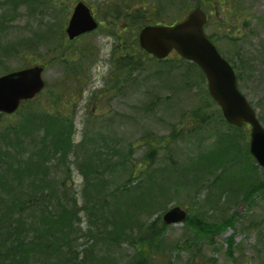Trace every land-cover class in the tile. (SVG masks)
<instances>
[{
    "label": "rangeland",
    "instance_id": "rangeland-1",
    "mask_svg": "<svg viewBox=\"0 0 264 264\" xmlns=\"http://www.w3.org/2000/svg\"><path fill=\"white\" fill-rule=\"evenodd\" d=\"M17 1L16 14L7 16L5 28H0V48L10 49L7 57L0 58V76L23 68L42 67L46 87L36 102L52 115L68 120L72 142L78 144L86 130L98 139H107L120 153L114 149L111 158L114 166L120 165L117 170L122 174L119 173L118 183L131 191L153 178L160 186L143 205L139 199L137 208H128L131 215L127 219L128 231L135 245L109 246L99 239L87 240L91 236L84 223L86 214L81 213L84 180L76 169L71 172L72 181H67V187H72L80 197L77 206L80 218L75 220L81 238L77 241L82 240V247L77 249L79 261H84L83 264H97L100 260L105 264H264V189L255 192L244 190L240 181L233 185L222 182L224 188L214 191L210 200L205 197V191L200 197L172 189V183L180 179L181 168L199 160L218 131L225 136L234 135L237 140H242L246 133L249 143V128L247 131L245 126L234 128L224 121L208 93L203 73L192 69L191 63L173 53L167 62L160 64L140 49L138 35L145 25L143 21L116 19L125 9L123 16L147 7L144 14L156 11L159 18L150 12L145 23L155 25L163 20L171 25L200 7L210 16L205 33L223 54L233 48L232 39L245 35L244 47H249L252 55L258 57V50L264 51V0ZM3 2L11 9L8 0ZM80 2L92 10L100 24L96 31L70 42L65 29ZM225 16L227 23L222 24ZM245 24L249 27L245 28ZM120 58H125L126 65L135 64L120 72L117 61ZM256 63L253 75L241 89L264 127V64L259 60ZM203 104L208 106L207 113L213 123L191 136L187 132L195 126L190 113ZM7 118L0 123L14 122L17 116ZM173 131L184 132L186 136L172 138ZM151 150L153 162L147 165ZM127 158L129 163L125 161ZM251 158L246 156L245 161L264 172ZM131 162L135 165L133 175L124 169ZM152 164L155 170L148 177L147 169ZM105 167L101 166L99 174L107 175ZM258 171L256 176L264 182ZM216 172L207 173L201 166L199 174L195 171L193 174L205 177L208 182L204 187H207L210 178L217 177ZM60 175V179L64 178ZM166 183L168 187L172 184L171 188H166ZM133 192L140 197L139 190ZM174 207L185 210L187 218L166 226L163 215ZM104 224L111 228L113 221Z\"/></svg>",
    "mask_w": 264,
    "mask_h": 264
},
{
    "label": "trees",
    "instance_id": "trees-1",
    "mask_svg": "<svg viewBox=\"0 0 264 264\" xmlns=\"http://www.w3.org/2000/svg\"><path fill=\"white\" fill-rule=\"evenodd\" d=\"M8 1L12 4L11 9L6 8L7 3L5 5L3 0H0V12H3L0 13L1 29L6 26V17L15 15L18 8L17 0ZM181 1L184 0L176 2ZM146 8L143 7L141 11L132 10L133 12H127L123 16L125 9L116 19H124L127 22L143 21L144 26H148L150 23L144 22L145 17L150 12L157 18L159 15L156 11L144 14ZM227 20L228 16H225L222 24H226ZM154 24L170 25L163 20ZM248 27L249 24H245V28ZM244 36L241 39H232L230 43L233 48L226 54L215 45L221 56L232 66L241 92L246 80L253 75L256 62L259 60L264 64L263 48L258 50V57L252 55L250 48L244 47L246 44L243 41L247 38ZM207 38L212 42L209 36ZM2 49L3 47L0 48V58L7 57L10 49ZM128 59L132 60V57L129 56ZM117 61H120L118 66L120 72L127 65L131 67L135 64L129 62L126 65L125 58ZM191 65L192 69L199 70L195 64ZM7 73L9 72L1 74ZM36 99L37 97L22 103L15 114L17 119L14 122H8L9 124L6 122L4 125L0 123V264H65L66 260L68 264L84 263L82 260L79 261L80 256L77 252V249L82 247V240L77 241L79 232L75 221L80 218L77 211L80 197L75 194L72 187H67V181H72L70 173L75 169L84 180L81 192L84 205L81 207V213L86 214L84 223L89 230L87 234L91 236L87 240L99 239L109 246L122 243L135 245L130 237L131 232L128 231L130 227L127 219L131 216L128 208L133 206L137 208L139 199H142L140 204L143 205L146 198L160 187L157 180L148 178L147 182L136 185L133 190H139L140 197L136 196L128 186L118 183L121 172L117 169L120 165L114 166L111 158L114 155L112 151L115 149L116 153H119V150L112 142L101 137L98 139L86 130L83 139L78 144L73 143L71 134H68L71 128L68 120L47 112ZM207 107L204 104L200 105L190 113L195 127L187 132L189 135L194 136L197 130L206 129L213 123L207 113ZM7 119H9L7 116L0 114V121ZM219 121L224 123L220 117ZM245 130H248L247 126ZM182 133L173 131L171 137L183 138L186 135ZM242 140H237L234 135L225 136L218 131L210 148L200 154L201 158L192 160L188 166L181 168L180 179L177 182L175 180L173 186L171 184L172 189L186 194L191 192L193 196L200 197L205 191V197L207 195V199L210 200L214 197V191L224 188L222 182L233 185L234 182L240 181L244 190L261 192L264 189V182L259 181L255 174L259 169H254L250 161H245L246 156H250L246 133L243 134ZM243 146L245 149L242 151ZM152 155L151 150L147 154V163L153 162ZM125 161L130 162L129 158ZM252 161L254 162L253 159ZM130 164V167L124 169L133 175L135 165L132 162ZM102 165L106 166L105 176L99 174ZM153 166L152 164L147 169L148 177L155 170ZM201 166L207 173L218 172L217 177L210 178L207 187H204V184L208 180L198 175ZM193 171L198 174H193ZM258 173L264 176L263 171ZM60 174L64 178L60 179ZM165 185L166 188H171L168 187V183ZM111 186L116 189L111 190ZM147 203L148 201L145 207ZM107 220L113 221L111 228L105 226L104 222ZM118 224H122L124 228ZM102 261H98L97 264H105Z\"/></svg>",
    "mask_w": 264,
    "mask_h": 264
},
{
    "label": "water",
    "instance_id": "water-1",
    "mask_svg": "<svg viewBox=\"0 0 264 264\" xmlns=\"http://www.w3.org/2000/svg\"><path fill=\"white\" fill-rule=\"evenodd\" d=\"M207 15L193 10L183 21L169 27L146 26L138 36L140 48L157 60H165L173 51L182 59L195 64L204 74L208 93L221 110L227 124L250 127L249 153L264 170V128L255 110L240 92L235 72L207 39L204 26ZM90 9L78 3L68 22L66 35L70 41L97 29ZM43 69L33 67L0 77V114L12 115L22 102L34 99L45 87ZM187 214L179 207L163 215L164 225H175L186 220Z\"/></svg>",
    "mask_w": 264,
    "mask_h": 264
}]
</instances>
